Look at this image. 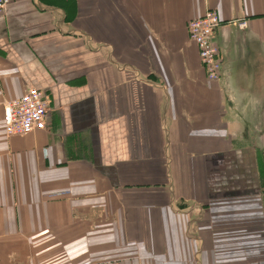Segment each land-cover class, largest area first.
Masks as SVG:
<instances>
[{
	"label": "crops",
	"instance_id": "crops-1",
	"mask_svg": "<svg viewBox=\"0 0 264 264\" xmlns=\"http://www.w3.org/2000/svg\"><path fill=\"white\" fill-rule=\"evenodd\" d=\"M31 87L45 128L5 134ZM0 264H264V0H9Z\"/></svg>",
	"mask_w": 264,
	"mask_h": 264
},
{
	"label": "built area",
	"instance_id": "built-area-1",
	"mask_svg": "<svg viewBox=\"0 0 264 264\" xmlns=\"http://www.w3.org/2000/svg\"><path fill=\"white\" fill-rule=\"evenodd\" d=\"M9 0H0V11ZM244 27V19L236 22ZM220 25V18L215 10H206L201 16L187 22L190 42L197 47L198 56L209 80H218L222 75V60L213 41V33ZM47 97L35 87L28 88L19 97L4 104L3 123L7 135H23L46 125Z\"/></svg>",
	"mask_w": 264,
	"mask_h": 264
},
{
	"label": "rangeland",
	"instance_id": "rangeland-1",
	"mask_svg": "<svg viewBox=\"0 0 264 264\" xmlns=\"http://www.w3.org/2000/svg\"><path fill=\"white\" fill-rule=\"evenodd\" d=\"M190 41V40H189ZM194 44V43H193ZM195 45V44H194ZM196 46V45H195ZM197 48V47H196ZM206 73V72H205ZM207 76V75H206Z\"/></svg>",
	"mask_w": 264,
	"mask_h": 264
}]
</instances>
